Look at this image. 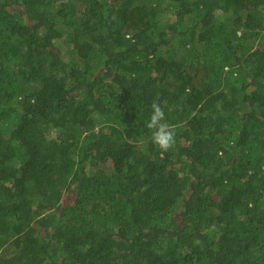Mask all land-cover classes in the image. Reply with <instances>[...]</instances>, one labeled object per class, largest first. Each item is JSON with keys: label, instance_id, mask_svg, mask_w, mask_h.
<instances>
[{"label": "trees", "instance_id": "1", "mask_svg": "<svg viewBox=\"0 0 264 264\" xmlns=\"http://www.w3.org/2000/svg\"><path fill=\"white\" fill-rule=\"evenodd\" d=\"M0 264H264V0H0Z\"/></svg>", "mask_w": 264, "mask_h": 264}, {"label": "clouds", "instance_id": "2", "mask_svg": "<svg viewBox=\"0 0 264 264\" xmlns=\"http://www.w3.org/2000/svg\"><path fill=\"white\" fill-rule=\"evenodd\" d=\"M150 108L151 113L145 125L150 130V142L162 152H167L175 146V129L166 122L164 110L158 102L153 101Z\"/></svg>", "mask_w": 264, "mask_h": 264}]
</instances>
